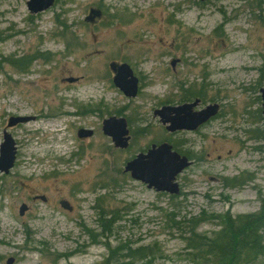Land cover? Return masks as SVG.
<instances>
[{"label": "rangeland", "instance_id": "rangeland-1", "mask_svg": "<svg viewBox=\"0 0 264 264\" xmlns=\"http://www.w3.org/2000/svg\"><path fill=\"white\" fill-rule=\"evenodd\" d=\"M26 3L0 0V145L5 131L16 149L12 169L0 173V264H102L125 244L158 251L134 263L115 254L110 264H191L184 224L170 229L169 217L203 213L196 233L210 237L224 217L258 213L264 0H54L37 15ZM91 9L99 16L85 22ZM111 63L131 68L135 98L114 86ZM196 98V110L219 106L196 132L170 134L153 115ZM11 117L30 121L8 128ZM111 117L126 121L125 150L102 133ZM79 130L91 136L78 138ZM162 142L192 162L176 197L123 172ZM101 219L111 220L110 232ZM240 264H264V255Z\"/></svg>", "mask_w": 264, "mask_h": 264}, {"label": "water", "instance_id": "water-1", "mask_svg": "<svg viewBox=\"0 0 264 264\" xmlns=\"http://www.w3.org/2000/svg\"><path fill=\"white\" fill-rule=\"evenodd\" d=\"M201 2L205 0H199ZM54 0H28L26 6L31 14H38L49 9ZM92 13V12H91ZM86 21H91L86 18ZM175 61L171 63L174 67ZM110 70L114 73V85L128 98H134L137 95V79L133 76L130 67L126 64H110ZM72 82V80H69ZM262 101L264 102V89L260 90ZM193 104H185L179 107H162L154 112V116L160 119L162 125L166 126V131L175 133L177 131H195L198 127L214 117L218 112L217 105L207 106L200 112H192ZM263 118H264V103ZM29 118L15 117L10 118L7 127H15L18 124L29 122ZM102 133L109 137L115 148L126 149L128 147L129 136L126 121L122 118H108L102 122ZM78 138L91 136L90 131L79 130ZM15 144L13 139L5 131L3 132V142L0 145V173L8 174L15 162ZM190 166L186 157H181L172 151L168 143H162L158 146L152 145L146 153H140L131 161L127 162L124 172L129 173L130 178L140 182L148 189L157 193H167L168 195L177 196L180 192L176 177ZM60 206L68 211L71 208L65 201L60 202ZM26 206L21 205L19 215L22 216L26 211ZM13 260L9 259L6 264H12Z\"/></svg>", "mask_w": 264, "mask_h": 264}, {"label": "trees", "instance_id": "trees-1", "mask_svg": "<svg viewBox=\"0 0 264 264\" xmlns=\"http://www.w3.org/2000/svg\"><path fill=\"white\" fill-rule=\"evenodd\" d=\"M183 220L176 222L169 217L172 223L170 229L177 230L181 223L184 224L179 237L185 242L184 256L191 264H240V261L245 263L264 255L261 237V231L264 230V200L257 214L238 217L237 220L229 217L221 219L220 232L210 237L196 233L199 225L208 221L203 213L199 218H192L186 222ZM99 221L100 229L103 232H110L111 220L106 222L105 219H101ZM130 247L129 244H125L111 250L110 257L102 264H110L115 254L119 256L124 253L121 258L134 263L145 260L158 251L156 245L140 246L135 249Z\"/></svg>", "mask_w": 264, "mask_h": 264}, {"label": "flooded vegetation", "instance_id": "flooded-vegetation-1", "mask_svg": "<svg viewBox=\"0 0 264 264\" xmlns=\"http://www.w3.org/2000/svg\"><path fill=\"white\" fill-rule=\"evenodd\" d=\"M92 12V13H91ZM88 14H90V19H93V16H96V17H98L99 16V13L98 12H96V11H94V10H89V12H88ZM198 101H199V103H198V105H197V107L196 108H198L199 107V105L201 104V99L200 98H196ZM196 108H194L193 109V112H196V111H198V110H196ZM202 109V108H201ZM200 110V109H199ZM175 134V133H174Z\"/></svg>", "mask_w": 264, "mask_h": 264}]
</instances>
